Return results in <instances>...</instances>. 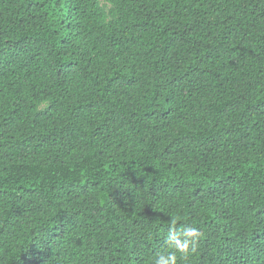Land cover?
<instances>
[{"label": "trees", "instance_id": "16d2710c", "mask_svg": "<svg viewBox=\"0 0 264 264\" xmlns=\"http://www.w3.org/2000/svg\"><path fill=\"white\" fill-rule=\"evenodd\" d=\"M159 254L264 264V0H0V264Z\"/></svg>", "mask_w": 264, "mask_h": 264}, {"label": "clouds", "instance_id": "9594fccd", "mask_svg": "<svg viewBox=\"0 0 264 264\" xmlns=\"http://www.w3.org/2000/svg\"><path fill=\"white\" fill-rule=\"evenodd\" d=\"M200 236L198 230L194 227H188L183 232V239H180L177 234L170 233L169 239L181 253L182 257H186L191 252L195 251V239ZM178 257L176 255L159 254L155 259V264H177Z\"/></svg>", "mask_w": 264, "mask_h": 264}]
</instances>
